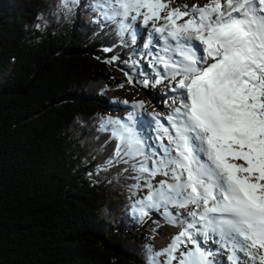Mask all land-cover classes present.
Masks as SVG:
<instances>
[{"label": "snow or ice", "instance_id": "obj_1", "mask_svg": "<svg viewBox=\"0 0 264 264\" xmlns=\"http://www.w3.org/2000/svg\"><path fill=\"white\" fill-rule=\"evenodd\" d=\"M79 3L61 0L69 11ZM173 3L88 5L137 56L127 62V82L163 85L168 96V114H150L160 130L153 145L137 131L133 112L126 123L103 120L100 129L116 142L103 168L126 165L133 217L155 212L180 227L167 247L149 249L147 264H223L209 242L227 250L231 264H264V0ZM131 107L143 110L145 101Z\"/></svg>", "mask_w": 264, "mask_h": 264}, {"label": "trees", "instance_id": "obj_2", "mask_svg": "<svg viewBox=\"0 0 264 264\" xmlns=\"http://www.w3.org/2000/svg\"><path fill=\"white\" fill-rule=\"evenodd\" d=\"M91 2L65 15L61 0H0V264H147L155 251L164 223L131 215L126 165L103 168L116 142L100 95L127 82L128 63L109 60L129 48Z\"/></svg>", "mask_w": 264, "mask_h": 264}, {"label": "rangeland", "instance_id": "obj_3", "mask_svg": "<svg viewBox=\"0 0 264 264\" xmlns=\"http://www.w3.org/2000/svg\"><path fill=\"white\" fill-rule=\"evenodd\" d=\"M187 1V0H186ZM185 2V1H184ZM183 1L181 2V0H174L173 6H178V5H183L185 4ZM188 2H190V5L193 4L191 2V0H188ZM206 2V0H201L200 3H204ZM73 8H76L75 6ZM70 11L64 12L65 15H70L69 14ZM68 20H65V24L67 23ZM64 25V24H63ZM112 25V24H111ZM141 28H143V26L141 25ZM127 38V37H126ZM125 55H118V61L119 62H130L132 59H135V56H132L130 50L124 53ZM147 61L145 60V63ZM136 79H139V77H136ZM161 86H157V88L154 89H144L143 87L136 85V84H129L128 82H126L124 84L123 87L118 88L117 90L113 91L112 93L106 94V95H100L101 97V103L103 104L104 108H106V112L114 117V119H121L123 122H127V117H128V112H133L135 114V110L130 107L131 102L136 101V100H141V98H146L147 102L149 104V106L153 109V110H147L145 113H143V111L140 110V114L138 115V118H142L143 120H147V116L150 118L149 113L151 114L152 112H158L159 110H163L162 105H158L155 102L150 101V99H155L152 95L154 94H160L162 95L163 91H164V87ZM127 100L129 101V106H124L123 104L124 101ZM123 102V103H122ZM128 107V108H127ZM128 110V111H127ZM139 110V109H137ZM159 113V112H158ZM142 114V116H141ZM135 120V118H134ZM150 119H148L147 121H149ZM156 138H152L153 143H156ZM149 145H151L149 142L147 143ZM161 179H164V177L162 176H157L155 178L156 181H159ZM153 216L152 213L150 214L149 217H146L144 220L146 219H150V218H158L161 221L164 222V226L160 227L158 229L157 232V236L155 237V240L153 241V243L155 244V251L154 252H159L160 250H162L163 248L166 247V244L168 245L171 237L173 236L172 234L176 233L177 230L179 229V226H173L171 224H168L164 221V219L157 213L153 212ZM137 219V218H135ZM140 222V220H137V222ZM176 231V232H175ZM227 251V250H226ZM226 251L224 252V257L227 260V256L228 253H226ZM219 257V256H218ZM221 258V257H220ZM160 260L163 259V257L159 258Z\"/></svg>", "mask_w": 264, "mask_h": 264}, {"label": "bare ground", "instance_id": "obj_4", "mask_svg": "<svg viewBox=\"0 0 264 264\" xmlns=\"http://www.w3.org/2000/svg\"><path fill=\"white\" fill-rule=\"evenodd\" d=\"M184 2L185 4H188V5H190V2H188V0L186 1V0H181V2ZM200 1L201 0H191V2L194 4V3H200ZM143 28H141V30H142ZM145 35H146V33H145ZM138 42H139V34H138ZM137 46H139V45H137ZM132 56H133V54H131ZM139 55V54H138ZM136 58H137V56H135ZM143 66V65H142ZM161 86V85H160ZM162 87H163V85H162ZM141 100H143V101H145V109H144V111L143 110H141V111H143V113H145L147 110H153L150 106H149V104H148V102H147V99L146 98H141ZM168 108V107H167ZM139 113H140V110H137ZM159 112V111H158ZM158 112H155V113H158ZM141 116H142V114H141ZM149 116L151 117V115H150V113H149ZM147 118L148 119H150L148 116H147ZM138 119H140L141 121H138L137 123H136V127H139V128H137L138 130V132H140L141 133V135H142V137L146 140V142L148 143H150L151 145H153V144H155V143H153V141H152V138H155V136H154V134L151 132V121L149 120V121H145V120H143L142 118H138ZM150 130V131H149ZM156 141V140H155ZM217 247H210L209 249H216ZM226 251V250H225ZM226 253H228L227 251H226ZM215 257H216V260H218V261H223V264H231V262L230 261H228V260H226L225 259V257H222V258H220V257H218L217 255H215Z\"/></svg>", "mask_w": 264, "mask_h": 264}]
</instances>
